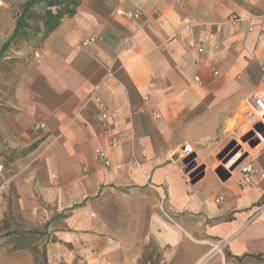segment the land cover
Wrapping results in <instances>:
<instances>
[{
  "label": "crops",
  "instance_id": "1",
  "mask_svg": "<svg viewBox=\"0 0 264 264\" xmlns=\"http://www.w3.org/2000/svg\"><path fill=\"white\" fill-rule=\"evenodd\" d=\"M6 50L2 188L38 244L0 232V264H264V141L248 181L210 158L262 123L264 0H80L38 56Z\"/></svg>",
  "mask_w": 264,
  "mask_h": 264
},
{
  "label": "rangeland",
  "instance_id": "2",
  "mask_svg": "<svg viewBox=\"0 0 264 264\" xmlns=\"http://www.w3.org/2000/svg\"><path fill=\"white\" fill-rule=\"evenodd\" d=\"M21 7L22 4H17L14 0H11L5 6H0V46L9 36L12 25L21 11ZM43 8V4H36L30 9L23 21L22 32H19L12 40L5 53H7L9 48L18 50L21 47H28L31 52L30 56L35 57V49L39 46V37L42 31L39 14ZM11 68L12 65L10 66L8 61L0 58V102L4 97L9 95L11 90L9 85H7L12 72ZM3 87H5L4 93L2 91ZM258 117L264 124V114ZM256 142H258V138L253 126L243 136L227 142L217 153L210 157L216 164L215 173L221 171L228 178L232 173L238 172L242 164L249 160L250 149ZM6 151L0 148V202L3 203L2 207L0 204V232L10 236L7 242L11 247H19L21 245L36 246L38 241L33 235L23 236L24 231H22L19 221L17 196L14 187L8 185L6 189L2 188V183L7 178L5 174L6 161L12 159L11 155L8 156L5 153ZM184 153L186 154L185 165L190 170L191 179L201 177L205 169V163L200 158L197 159L194 153L189 152L188 148ZM2 155L5 158H2ZM9 172L11 173L12 170ZM211 181L210 178L205 179V185L203 186L204 193L212 190ZM154 251V246L150 245L141 264H155V259L153 258Z\"/></svg>",
  "mask_w": 264,
  "mask_h": 264
},
{
  "label": "trees",
  "instance_id": "3",
  "mask_svg": "<svg viewBox=\"0 0 264 264\" xmlns=\"http://www.w3.org/2000/svg\"><path fill=\"white\" fill-rule=\"evenodd\" d=\"M79 2L80 0H28L27 2H25V4L22 6L19 16L16 18V24L13 31L0 46V57L2 56L3 52L9 47L10 43L17 36L19 31L23 28V21L34 5H44L43 10L39 14L42 25V31L39 37V40L41 41L51 31H53V29L60 23V20L63 18V16L72 15L74 13L75 7ZM52 8H55V10H53Z\"/></svg>",
  "mask_w": 264,
  "mask_h": 264
},
{
  "label": "built area",
  "instance_id": "4",
  "mask_svg": "<svg viewBox=\"0 0 264 264\" xmlns=\"http://www.w3.org/2000/svg\"><path fill=\"white\" fill-rule=\"evenodd\" d=\"M6 1L5 0H0V6H5ZM40 52H35V56H38ZM102 116L105 117L107 116V113L104 111L102 113ZM115 141V140H113ZM97 158H99L104 165H108L109 164V160L108 157L105 155V153L103 151H98L97 152ZM256 172V167L250 162V161H246L242 164L241 168H240V173L241 176L244 180L248 181L250 179V176H252V174H254ZM264 176V173L262 174ZM218 201V200H216Z\"/></svg>",
  "mask_w": 264,
  "mask_h": 264
},
{
  "label": "water",
  "instance_id": "5",
  "mask_svg": "<svg viewBox=\"0 0 264 264\" xmlns=\"http://www.w3.org/2000/svg\"><path fill=\"white\" fill-rule=\"evenodd\" d=\"M254 128L257 131L259 137L264 141V126H263V124L262 123H258V124H256L254 126ZM182 150L186 151L187 147L184 146L182 148ZM217 174L222 180L227 178V176H224L221 171L217 172ZM190 177H191V175H190ZM197 179H199V177L192 179V182H195Z\"/></svg>",
  "mask_w": 264,
  "mask_h": 264
}]
</instances>
